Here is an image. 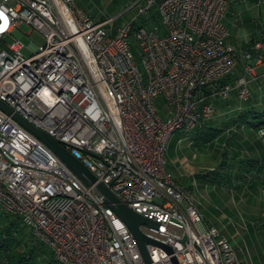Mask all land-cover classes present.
I'll return each mask as SVG.
<instances>
[{
    "label": "built area",
    "instance_id": "obj_1",
    "mask_svg": "<svg viewBox=\"0 0 264 264\" xmlns=\"http://www.w3.org/2000/svg\"><path fill=\"white\" fill-rule=\"evenodd\" d=\"M132 21L115 30L74 0H0V101L54 137L132 212L147 238L144 263L125 224L92 186L83 184L31 132L0 109V211L26 225L54 264H242L217 230L206 226L188 187L163 168L167 140L213 116L216 100L234 91L246 100L259 82L258 38L237 51L227 42L228 0H137ZM152 7L159 30L134 28ZM23 24L39 32L29 55L12 36ZM132 34L142 71L130 53ZM11 38L9 41L7 38ZM242 63L233 84L220 82ZM161 96L171 114L161 118ZM256 134L264 142V113ZM0 264L2 262L0 261Z\"/></svg>",
    "mask_w": 264,
    "mask_h": 264
},
{
    "label": "rangeland",
    "instance_id": "obj_2",
    "mask_svg": "<svg viewBox=\"0 0 264 264\" xmlns=\"http://www.w3.org/2000/svg\"><path fill=\"white\" fill-rule=\"evenodd\" d=\"M136 1L137 0H75V3L84 14L92 16L95 20L110 18L111 28L115 30L132 21L133 17L136 15L132 5ZM260 1L261 0H255V4L251 5L249 3L250 0H228L224 21L227 18V22H231L236 16L237 11L242 9L244 5L250 6L247 14L251 12L255 13L260 9ZM153 10L154 7L148 10L146 14L136 16L135 20L132 22L134 28L143 27L158 32L159 17L157 12ZM12 36L21 42V52L26 56L30 54V49L28 48L30 43L34 46H38L44 41V38L39 32L30 30L23 24L18 27V30L12 33ZM10 39V37L7 38L8 41ZM127 41L136 66L139 71H142L139 57L140 50L131 33ZM154 103L156 111L161 118H166L171 114V108L165 104L161 96L155 97ZM177 138H181V143L176 142ZM187 140V136L177 131H174L169 137L167 148H165V156L163 157L166 160L164 167L169 172L175 171L172 163L173 158L182 154H184L185 157H189L192 153V148L185 145ZM208 144H210V146L206 148L207 151H205L204 148L198 150L195 146L199 151H195L198 155L196 156V160H194L195 162L202 161V151L209 153V155L205 154L206 157L208 156L207 161L215 159L213 151H215L216 144L214 140ZM205 171L206 170L202 172ZM175 174L177 175V172H175ZM179 181L183 184L187 183V180L182 177L179 178ZM196 183L197 182H195L194 186L192 185L191 188L193 190V203L203 217L204 225L212 226L217 230L218 236L228 242L242 264H264V175L261 176L260 180L252 182V193L251 197L248 198L250 207L243 217L239 214L240 209L233 204L232 194L224 193L222 190L219 191L220 189L218 190V187H210L209 185L208 187H204L201 184L196 185ZM16 236L19 239H23V248L35 241L30 229L26 225L20 224ZM16 250H20V248Z\"/></svg>",
    "mask_w": 264,
    "mask_h": 264
},
{
    "label": "crops",
    "instance_id": "obj_3",
    "mask_svg": "<svg viewBox=\"0 0 264 264\" xmlns=\"http://www.w3.org/2000/svg\"><path fill=\"white\" fill-rule=\"evenodd\" d=\"M249 3L253 5L255 4V0H250ZM260 3V9L257 11L255 10V13L251 12L250 14H247L250 6L244 5L242 8L244 13L242 12V9H239L231 22L228 23L227 18L225 21L223 19L224 24L228 28L227 42L232 46L233 49L237 51L244 50L245 46L248 44V41L259 34L260 38H264V0H261ZM75 6L80 10L76 3ZM251 66L255 74L264 72V58L261 63L251 61ZM241 67L242 63L240 60H238L232 70L233 79L243 75ZM246 86L249 92L246 100L239 101L236 98L234 91H230L226 99L216 100L214 103L213 116L205 122L204 127L217 128L220 130L212 139L216 144L215 151H213L215 154L214 160L210 159V161H207L208 156H205V154L209 155V153L205 151H207L206 148L211 144L208 143L212 140L205 142L202 145H197L194 143L192 137L195 135V133H197V130L189 132L188 135L177 131L187 136L188 140L185 145L192 148V153L189 157H185V155L182 154L172 159V163L175 168L174 172H169L165 169L164 166L166 160L163 158L164 170L178 183L188 187L191 192V196L193 194V190L191 189L192 185L194 186L195 182H197L194 178V175L201 173L204 170H211L215 168L217 164L223 160V157H221V153L223 151L226 152V157L224 159L226 162L228 161L236 164V161L240 157H246L257 161V163L262 166V169L259 172L251 171L250 174L252 175L246 176L243 184L238 188L231 189L221 185L201 184L204 187H208V185L210 187H218V190L220 189L219 191L222 190L224 193L232 194L233 204L240 209L239 214L241 217L247 213V210L250 207L248 198L251 197V189L253 186L252 182L260 180L261 176L264 175V142L258 138L255 128L249 127V125L245 123H241V120L243 119H245L244 122L250 120L252 111L264 112V78L259 82L252 80L248 81ZM176 142L181 143V138H177ZM195 146L198 148V150L200 148L205 149V151H202V161H194L197 158L196 156H198L195 151L199 152ZM165 152L166 149L164 151L163 157L165 156ZM236 166L237 165L233 166L232 170H235ZM175 172H177V175ZM180 177L187 180V183H181L179 181ZM198 184L200 183L197 182L196 185Z\"/></svg>",
    "mask_w": 264,
    "mask_h": 264
},
{
    "label": "trees",
    "instance_id": "obj_4",
    "mask_svg": "<svg viewBox=\"0 0 264 264\" xmlns=\"http://www.w3.org/2000/svg\"><path fill=\"white\" fill-rule=\"evenodd\" d=\"M153 11L156 12L155 9ZM258 38H260V34L249 40L245 48ZM261 40L264 41V38H261ZM234 81L232 73L220 80L222 83L231 84ZM263 113L262 111H252L250 120L244 122L245 119H243L241 123L257 129L259 125L263 124L261 121ZM204 126L205 123L200 127L202 129H195L197 133L192 137L194 143L197 145L211 141L218 131H220L217 128ZM221 157H223V160L215 168L195 174V180L200 184H215L235 189L243 184L246 176L252 175L250 174L251 171L259 172L262 169V166L257 161L250 158L240 157L236 161V164H233L224 160L226 152L223 151ZM235 165H237L235 170H232V167ZM19 226L20 223L15 218L0 211V261L2 264H54L50 252L40 242L35 240L32 244L23 248V239H19L16 236ZM18 248L20 250H16Z\"/></svg>",
    "mask_w": 264,
    "mask_h": 264
},
{
    "label": "water",
    "instance_id": "obj_5",
    "mask_svg": "<svg viewBox=\"0 0 264 264\" xmlns=\"http://www.w3.org/2000/svg\"><path fill=\"white\" fill-rule=\"evenodd\" d=\"M0 109L18 122L21 126L31 132L37 139L44 143L64 165L86 186H92L94 191L102 197L103 203L113 211V213L121 219L129 230L131 237L141 255L142 261L148 263V255L145 249L146 243H152L161 246L166 252L170 249L154 240L145 237L138 229L139 225L155 226L156 224L141 215H138L120 203L118 199L110 192V190L100 182H96L94 176L73 156H71L55 139L40 129L34 127L18 114L12 113L11 109L0 101ZM173 264L174 260L171 258Z\"/></svg>",
    "mask_w": 264,
    "mask_h": 264
},
{
    "label": "snow or ice",
    "instance_id": "obj_6",
    "mask_svg": "<svg viewBox=\"0 0 264 264\" xmlns=\"http://www.w3.org/2000/svg\"><path fill=\"white\" fill-rule=\"evenodd\" d=\"M3 29H0V31H2Z\"/></svg>",
    "mask_w": 264,
    "mask_h": 264
}]
</instances>
